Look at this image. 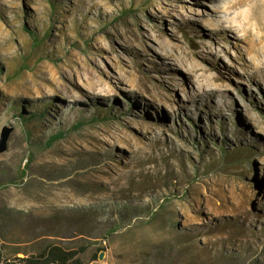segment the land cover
<instances>
[{
    "label": "rangeland",
    "instance_id": "rangeland-1",
    "mask_svg": "<svg viewBox=\"0 0 264 264\" xmlns=\"http://www.w3.org/2000/svg\"><path fill=\"white\" fill-rule=\"evenodd\" d=\"M263 1L0 0V253L264 264Z\"/></svg>",
    "mask_w": 264,
    "mask_h": 264
},
{
    "label": "trees",
    "instance_id": "trees-1",
    "mask_svg": "<svg viewBox=\"0 0 264 264\" xmlns=\"http://www.w3.org/2000/svg\"><path fill=\"white\" fill-rule=\"evenodd\" d=\"M37 116L41 117L42 115L31 114L26 119L30 121L36 119ZM63 135V133L54 135L49 145ZM80 252L66 249L58 244H51L35 254L24 252L22 257L18 256L19 252L13 257H6L0 253V264H82L81 259L78 257Z\"/></svg>",
    "mask_w": 264,
    "mask_h": 264
},
{
    "label": "bare ground",
    "instance_id": "bare-ground-1",
    "mask_svg": "<svg viewBox=\"0 0 264 264\" xmlns=\"http://www.w3.org/2000/svg\"><path fill=\"white\" fill-rule=\"evenodd\" d=\"M243 0H230L231 6H236L242 3ZM263 6H264V1H263ZM242 20L244 21L243 23L240 22H233L231 20H225L223 21L224 23H228L230 26V30L235 31L237 33H241L242 38L245 40H249L251 38H256L257 42L254 41H248V48H247V53L249 55H256V59L258 60V64L255 61V58H253V61L256 64V69L259 71L264 72V56H262V60H259L258 58L260 57L261 54H259L257 52L256 47L258 46L259 43L262 42V37L258 35H256V33L261 30V28L259 27L258 23L253 22L251 19V15L249 13H245L242 17ZM264 55V53L262 54ZM249 67V66H248ZM253 79V78H251Z\"/></svg>",
    "mask_w": 264,
    "mask_h": 264
},
{
    "label": "water",
    "instance_id": "water-1",
    "mask_svg": "<svg viewBox=\"0 0 264 264\" xmlns=\"http://www.w3.org/2000/svg\"><path fill=\"white\" fill-rule=\"evenodd\" d=\"M14 127L13 126H6L4 127L1 137H0V153H3L8 148V140L10 138L11 133L13 132ZM101 258V255H100Z\"/></svg>",
    "mask_w": 264,
    "mask_h": 264
}]
</instances>
